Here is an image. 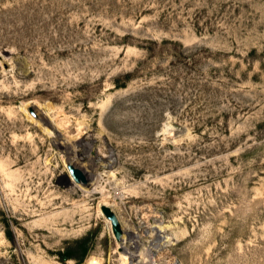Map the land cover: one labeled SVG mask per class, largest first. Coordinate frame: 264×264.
<instances>
[{"label":"rangeland","instance_id":"obj_1","mask_svg":"<svg viewBox=\"0 0 264 264\" xmlns=\"http://www.w3.org/2000/svg\"><path fill=\"white\" fill-rule=\"evenodd\" d=\"M0 264H264V0H0Z\"/></svg>","mask_w":264,"mask_h":264},{"label":"water","instance_id":"obj_2","mask_svg":"<svg viewBox=\"0 0 264 264\" xmlns=\"http://www.w3.org/2000/svg\"><path fill=\"white\" fill-rule=\"evenodd\" d=\"M67 168H68L70 176L72 177L75 183H83V184L86 183V178L80 169L72 165H68ZM100 210L102 211L104 216L108 220H110L112 232L115 235V237L119 238L122 232V229H121L120 222L115 212L108 205H105V204L101 205Z\"/></svg>","mask_w":264,"mask_h":264},{"label":"bare ground","instance_id":"obj_3","mask_svg":"<svg viewBox=\"0 0 264 264\" xmlns=\"http://www.w3.org/2000/svg\"><path fill=\"white\" fill-rule=\"evenodd\" d=\"M72 178V177H71ZM73 180V179H72ZM74 181V180H73ZM101 205H103V204H101ZM106 205V204H105ZM101 213H102V211H101ZM103 214V213H102ZM103 216H104V214H103ZM105 217V216H104ZM106 218V217H105ZM107 219V218H106ZM108 220V219H107ZM109 222H110V220H108Z\"/></svg>","mask_w":264,"mask_h":264}]
</instances>
